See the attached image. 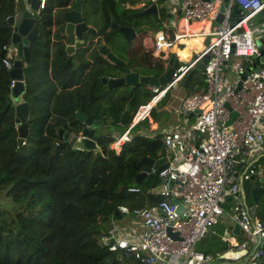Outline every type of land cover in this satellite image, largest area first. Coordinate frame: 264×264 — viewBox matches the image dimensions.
Here are the masks:
<instances>
[{
	"label": "trees",
	"instance_id": "trees-1",
	"mask_svg": "<svg viewBox=\"0 0 264 264\" xmlns=\"http://www.w3.org/2000/svg\"><path fill=\"white\" fill-rule=\"evenodd\" d=\"M88 2L102 9L105 29L111 13L119 25L136 28L139 16L133 12L139 8L122 5L116 11L112 0ZM64 3L61 0L45 2L48 16L53 7ZM15 11L14 0H0V50L10 44L12 26L6 18ZM61 12L56 9L58 17ZM120 39L118 48L127 56L125 64L129 68L152 75L164 70L160 57H148V48L138 53L121 33ZM103 41L107 46L113 44L106 32ZM35 48L34 42H30L23 76L24 99L29 112L37 114L26 119L27 131L21 142H17L13 105L6 100L11 78L3 64V55L0 56V200L5 202L2 205L0 201V264H132V256L109 250L100 237L109 233L106 225L111 217L122 214L118 205L131 208L158 200L157 194L149 192L159 183L156 175L140 182H135L133 177L142 168V155L157 158L165 154L161 132L150 131L145 116L130 127L128 139L117 151L109 147L110 133L99 134V149L94 151L74 149L58 129L79 132L82 123L76 119L75 110L88 115L96 107L103 123L107 119L118 127L119 116L128 104V118L121 132L137 105L147 101L153 92L149 88L152 92L149 97L136 102L137 88L129 91L126 84L107 87L100 81L101 74L119 68L116 64L107 67L103 60L89 64L78 56L77 61L64 65L47 54L38 59ZM45 51H48L47 45ZM119 56L125 58L120 53ZM132 58L136 59L133 65L129 64L133 63ZM138 65L142 67L136 69ZM144 68L149 71L142 72ZM167 92L168 89L159 100ZM153 105L149 110L152 118L155 117ZM128 186H138L139 190L129 191ZM246 195L245 192V199ZM248 202H252L250 196ZM115 210L118 212L114 214ZM222 245V237L212 229L202 251L214 254Z\"/></svg>",
	"mask_w": 264,
	"mask_h": 264
},
{
	"label": "built area",
	"instance_id": "built-area-1",
	"mask_svg": "<svg viewBox=\"0 0 264 264\" xmlns=\"http://www.w3.org/2000/svg\"><path fill=\"white\" fill-rule=\"evenodd\" d=\"M234 1L241 7L237 20L229 19L233 0H179L181 14L187 20H201L223 3L221 20L209 30L213 40L190 60H179L164 84L149 86L153 94L137 105L126 128L111 133L109 147L117 151L128 139L130 127L148 116L150 107L165 91L204 53L208 54L202 66V83L183 95L178 106L183 114L196 110L193 120L184 130L161 131L167 164L158 171L159 185L149 190L158 195V200L131 208L118 205L119 212L137 217L139 230L128 236L100 237L109 250L132 256V264H264V222L256 215L257 203L246 201L243 192V185L255 179V161L264 154V61L258 69L251 66L243 73L237 89L234 82L225 80L222 70L233 55L249 58L250 62L258 54L255 34L247 22L264 9V0ZM44 3L38 0L35 11ZM181 35L174 34L170 40L163 30L157 31L155 50H167ZM8 46L16 52L14 46ZM8 46H3L2 61L10 68ZM244 69L242 62L235 64L238 78ZM225 103L236 111L229 123ZM180 164L186 169H180ZM127 189L139 190L138 186ZM178 202L181 209H177ZM223 212L228 222L238 225V234L231 232L230 225L216 253L195 249V241L218 222Z\"/></svg>",
	"mask_w": 264,
	"mask_h": 264
},
{
	"label": "water",
	"instance_id": "water-1",
	"mask_svg": "<svg viewBox=\"0 0 264 264\" xmlns=\"http://www.w3.org/2000/svg\"><path fill=\"white\" fill-rule=\"evenodd\" d=\"M24 6V9L18 14L17 20H15L14 15L7 16L6 21L12 26V31L10 34V44L14 45L16 48L17 57L13 58L11 61V66L8 68V74L10 78H13L11 84H9V90L6 95L7 102H10L14 108V122L16 124L17 130V142H21L22 138L26 135L27 131V116L29 112L28 103L22 100V93L24 91V81L22 78V60L20 55L23 56V60L27 61L29 56V41L34 38L35 28L33 26L35 17V9L38 4V0H21ZM84 0H68L66 3L63 4V8L65 11L63 12L64 19L66 20V27L69 29H74L75 33L77 34V38L80 37V31L84 30H92L91 27H87L82 15H81V5L86 6L88 5ZM147 1V2H145ZM226 1V0H223ZM148 3V4H146ZM177 3V0H163L159 4H156L155 1L150 0H143L144 6L141 9H138L133 12L134 16L140 15H148V17H152V15L157 14L159 9H168L165 14V17L168 20L171 19V10L174 7V4ZM62 6V5H61ZM222 10H223V3H220L217 8V12L215 15V23H218L222 18ZM239 10L241 7L236 4L233 0L232 10L230 11L229 19L237 20L239 18ZM179 10L176 11V13ZM149 17V18H150ZM147 17H143L142 20H146ZM144 22V21H142ZM110 27L119 28L121 31L122 37L125 41H130L136 35L135 27L132 25H119L113 17H111L109 22ZM160 24V23H159ZM158 24V25H159ZM158 25H155L154 28H157ZM237 30H240L238 27ZM255 42L258 45V54L253 55L251 57V61L247 64V68H245L241 73L239 78L235 82V89H237L240 85V79L243 77V73L251 66L254 69H258L260 64L264 61V17L263 23L259 27V31L255 34ZM71 40H68V43ZM182 44H179L181 47ZM100 51L108 56V58L119 66L116 70L114 69V74L111 76H107L106 74H101L100 81H106L107 87H112L120 84H126L129 90L134 88H139L140 84H145L148 87L151 85H162L164 84L170 77L171 72L173 69L178 65L179 57L175 50L172 51H165L159 50L158 56L162 59H165L164 62V70L158 75H151L147 73H141L137 70H132L129 68L125 61L120 57L112 54L105 45L100 46ZM5 47L1 48L0 56L4 55ZM152 55V54H150ZM195 56V55H194ZM192 56V57H194ZM208 54L204 53L189 69L188 71L181 76L177 80V84H181L184 86L187 82L189 75L193 71H199L201 75L202 73V66L203 63L206 61ZM192 57L188 58L190 60ZM227 109L229 110V118L227 122H231L233 117L236 115V111L231 109L230 106L225 103ZM128 110L129 105L127 104L123 109L122 113L119 116V122L123 123L127 121L128 118ZM196 110L190 112V115H193ZM75 117L79 121H83L85 126L80 130L79 134H74L67 136V132L63 133V138L67 139V141L71 144V146L76 150H94L98 151L99 146L97 144V139L99 138V134H94V128L101 124V119L99 118L98 114V107H96L90 114L86 115L80 109L75 110ZM96 119H98L96 121ZM87 125L90 126L87 127ZM62 128L58 129V133H62ZM140 162L142 163V168L138 170L133 180L135 182H140L143 178H149L153 175H157L158 171L161 170L163 167L166 166L167 161L165 155L159 156L157 158L148 156L146 154L140 157ZM242 164V161L238 162L237 167ZM180 169H186L183 164L179 165ZM259 185L251 188V195L254 196L255 193L258 195L261 189L264 190V176L259 178ZM255 192V193H254ZM254 201L256 198H254ZM182 204L180 202L177 203V209H181ZM118 211L115 210L114 214ZM120 214L116 216L119 218ZM111 218H114L112 216ZM109 229L112 227V223H108L107 226ZM231 232L234 234H238L239 228L236 223H233L231 226ZM175 236V233H171Z\"/></svg>",
	"mask_w": 264,
	"mask_h": 264
},
{
	"label": "flooded vegetation",
	"instance_id": "flooded-vegetation-1",
	"mask_svg": "<svg viewBox=\"0 0 264 264\" xmlns=\"http://www.w3.org/2000/svg\"><path fill=\"white\" fill-rule=\"evenodd\" d=\"M61 1H65L66 3L68 0H61ZM84 1L88 5L83 6V7L81 5V8H82L81 15H82V18L86 26L91 27L92 30H87L85 28L84 30L80 31L79 38H77V34L75 33L74 29L68 30V28L66 27V20L64 19V16H63V12L65 11V8H63V5L53 7L50 17L48 16L47 7L45 9V7L43 6L39 8L37 11H35L34 13L35 20L33 23V26L35 28V33H34V38L30 40L29 43L34 42L38 59L40 58L42 59L43 56L47 54L48 57H52L53 59H55V61L61 62L65 65L69 61H72V60L77 61L78 56L80 57V59H82L83 62L89 63V64H92L94 62H100L101 60L104 61L103 57H105V59L108 58L106 54L100 51L99 46L105 45L103 41L105 32H106V35L111 36V40L114 45L117 46L118 44L119 28L109 26L111 17L114 18L113 13L110 14V18L107 22L108 24H106V29H105L104 23L102 22L101 17L97 18L98 19L97 24L93 25L85 20V16L87 15V13L91 11L93 12L95 11V14L99 15L101 14L102 9L98 8V12H97L96 8L88 2L89 0H84ZM84 1H82V3H84ZM112 1H113L112 3L113 7L115 6L117 8L119 4L116 3V0H112ZM154 1L156 2V4H159L163 0H154ZM45 2H50V0H45ZM57 8L62 11L59 17L56 14ZM166 12H167L166 9H159L157 14L152 15V17L149 16L150 18L148 17V15L139 16L138 23L135 25L137 29L135 28V30H136V33L141 32V31L144 32L145 34L144 37L147 38L146 39L147 41H145L146 43L150 41L149 37L151 35L155 36L156 31H154L155 29L154 26L158 25L159 23L160 24L158 25V27L164 24ZM143 17H147L146 20H142ZM68 40H71V41H69L68 43ZM46 45L48 47V51H45ZM110 52L116 55V53H113L112 51ZM148 55L150 56V54ZM20 58L22 60V78L24 81L23 67L27 63L28 60L24 61L22 55H20ZM151 58L155 59L156 57H151ZM112 64L114 65L113 62ZM103 74H106L107 76L113 75L114 68L108 70L106 73H103ZM102 83L106 84V81ZM143 85L145 87H148L145 84ZM116 88L115 89L117 91L118 87ZM139 88H140V85H139ZM129 91H132V89ZM24 92H25V83H24V91L21 97H22V100L27 102V100L24 99ZM99 118L101 119L100 116ZM97 120L98 119H96V121ZM80 122L82 123V126H81V129H82L85 126V124L83 123V121H80ZM102 123H103V120L101 119V124ZM87 127L90 128L89 125H87ZM96 129L97 127L94 128V132H93L94 134H98L96 132ZM64 132L68 133L67 136L74 135V133L69 132L68 130H65V129L62 131V135ZM79 132L75 134L78 135Z\"/></svg>",
	"mask_w": 264,
	"mask_h": 264
},
{
	"label": "rangeland",
	"instance_id": "rangeland-1",
	"mask_svg": "<svg viewBox=\"0 0 264 264\" xmlns=\"http://www.w3.org/2000/svg\"><path fill=\"white\" fill-rule=\"evenodd\" d=\"M17 2L18 1L14 0L15 5H16ZM145 2H147V1H145ZM120 7H122V5H120ZM97 12H98V10H97ZM263 15H264V9L260 10L259 12L255 13L254 15H252L250 17V19L248 20V22H247L248 23V26H249V28H250V30L252 31L253 34H256L259 31V27L261 26V22H262ZM99 17H101V14L96 15L95 14V11L94 12L91 11V12L87 13V15L85 16V20L87 22L93 24V25H96L97 22H98V19L97 18H99ZM165 23L166 24H169L170 23V21L166 17H165L164 24ZM161 28H162V26H159V27L155 28L154 31L157 32ZM136 29H137V27H136ZM173 29H175V28L173 27L172 29H170V31L167 33V36H166L170 40L172 39V37H171V35L169 33H171ZM120 33H121V31L119 30V39H120ZM149 38H150V41L148 43H146L145 41H143V44L138 43V41H135L134 38H132L130 41H126V42H128L131 47L138 49V53H140V51L142 49L148 48L147 49L148 50L147 51L148 54H152V55H150L148 57L149 58H151V57H157L158 56V52L155 50L154 45H153L154 44V38L155 37H154V35H151ZM189 39L190 38L187 35H183L179 40H174V42L176 44L178 42H181L182 45H186L188 43ZM100 46H102V45H100ZM100 46H99V48H100ZM105 46H107V45H105ZM108 46L107 47L109 48V50L112 51L113 53L119 52L122 56H125L124 60H125V62H128L127 56L125 54H123L122 51L119 49L120 48V43H118V46H116V45H114L112 43H108ZM175 48H177V49L180 50V47H175ZM7 54L10 55V58L11 59L17 57L16 52H14L11 49L10 46H8V48H7ZM190 54H191V52H190ZM158 57H160V56H158ZM103 59H104L105 64H106L107 67H109V66L112 65V62H111L110 59H108V58L105 59V57H103ZM132 59H133V63H130L129 62V64H131V65H133L135 63V60H136L135 58H132ZM162 61L165 62L164 59H162ZM180 61L181 62H184V61H186V59H184V60L183 59H180ZM236 63L232 61V56H231L230 59L228 60L227 64H226V66H222V70L225 73V80H227V77H228V75L231 74V71L232 70L235 71V64ZM242 63L244 64V61H242ZM140 67H142V65H138L135 68L138 69ZM148 71L149 70H147L146 68H144L142 70V72H148ZM199 82H201V76H200V74L197 73L196 71H193L189 75V77L187 79V82H186V84L184 86H182L181 84H177V82H176L172 87L169 88L167 94L161 100H159L157 103H155V105L153 106V115H156L155 117H156V119L159 122H161V125H163L164 127H167V126H169L171 124L175 126L176 123H177V121H179L178 123H180L181 120H182L181 115H180L179 112L172 111L171 110V107H168L166 105L165 106L163 105V102L167 99V97H168V100H170L169 99V95H170V98H172L173 103H174L175 99H173V97L176 94H178L179 92L182 93V96L188 94L190 91H192L195 88V85H197ZM104 85L106 86V84H104ZM127 90H129V89H127ZM146 90H148V93L146 92ZM151 93L152 92H151V90L148 87H145L143 84H140V88H137V90H135V98H137V101L136 102H143L144 100H146L149 97V95ZM31 109L32 110H36L32 106H31ZM36 114H37V112H35V111H33L32 113L29 112L28 113V117L31 116V115L32 116H35ZM176 119H177V121H176ZM190 120L191 121L193 120V116H190ZM124 125H125V122L120 123L118 125V127H115L116 125H112V123H110L106 119L104 121V123L99 124L97 126V132H98V134H109L110 133V135H111L112 131L119 132ZM164 153H166V151ZM259 160L260 159H258L257 161H255L257 170H256V175H255L254 178L256 180H258L259 177L264 176V165L262 163L258 162ZM156 176L158 178V182L160 183L161 182V177L158 176V175H156ZM159 183H158V185H159ZM246 194H247V190H246ZM246 197H247L246 199L248 201L249 200V194L246 195ZM0 201H1V204L2 205L5 204V202H3L2 200H0ZM256 203H257L256 215L264 222V190L263 189L260 190L259 195H258V198L256 200ZM224 214L225 213L223 212L219 216L218 222L215 223V224H213V225H211V226H209L208 227V230L195 241V243L193 245V247L195 249L203 250L202 249V246L204 245V241L207 239V235L210 234V231L212 229L217 230L218 234L222 237L223 242H224V237L223 236L227 233L226 232V229L228 227L230 228V225H231V223L228 222L227 219L224 217ZM134 220H137V217L136 216L131 215V214H126V213L122 214L120 218H112L111 219V222L113 223V227L111 229H108L109 230V233H107V234H112L113 236H121V235H124V232L126 230L127 224L130 225L131 222L134 221ZM107 226H108V224L106 225V227ZM103 229L106 230L105 227H103ZM240 237L241 236H238V238H240Z\"/></svg>",
	"mask_w": 264,
	"mask_h": 264
},
{
	"label": "crops",
	"instance_id": "crops-1",
	"mask_svg": "<svg viewBox=\"0 0 264 264\" xmlns=\"http://www.w3.org/2000/svg\"><path fill=\"white\" fill-rule=\"evenodd\" d=\"M17 1L18 2L15 5L16 11L13 14L15 16V20H17L18 14H20L21 11L24 9L22 1L21 0H17ZM222 2H225V1L222 0ZM116 3L119 4L117 8L115 6L113 7V9L116 10V11H118V9H120V5H123L124 7L141 9L144 6H146V4H148V3H146L144 5L143 4V0H135V2H133V3H130V1H128V0H126V1L116 0ZM94 7L96 8V10H98V8L96 6H94ZM217 8H218V6H217ZM217 8H215L213 10V12H211V14L209 16H207V17H205V18H203L201 20H187V19H185L182 16L181 10H180V3H179V0H177V3L174 4V7L171 10L172 15H171V19L169 20L170 21V23H169L170 25L165 23L164 25H162V28L160 30H163L165 36H167V33L170 31V29H172L174 27L175 29H173L172 32H171V35H172L171 37L172 38H173L174 34H182L177 40H179L183 35H187L190 39H189V41H188V43L186 45H181V47L179 46V44H182L181 42H178L177 44L174 42L165 51L169 52V51H172V49H173L177 53V50H176L175 47H180V49H181V48L186 46L185 51L187 53H189V54L191 52L192 56H194L197 53H199L206 46V44L210 41V37L209 36H211V35H210L209 30L214 25L217 24V23H215V15H216V12H217ZM166 10L168 11V9H166ZM177 10H179V12L176 13ZM240 11L241 10H239V12ZM263 17H264V15H263ZM262 23H263V20H262L261 24ZM144 36H145V34H144L143 31L137 32L136 35L134 36V39H135V41H138V43L143 44V41H147L146 40L147 38H145ZM207 38H209V41L207 40ZM10 45H12V44H10ZM116 56L120 57L118 52H116ZM192 56H190V57H192ZM180 58H182L183 60L184 59L188 60L189 56H187V57L186 56H180ZM121 59L124 60V58H121ZM241 60L244 61V66H245V68H247V64H249V58H244V57L241 58V57L234 56V55L232 56V61L235 62V63L236 62L237 63L238 62H242ZM164 61H165V59H164ZM196 72L199 73L200 76H201V82H199L197 84V85H199L203 81V76L201 75V73L199 71H196ZM237 79H238L237 73L234 70H232L231 74L228 75L227 80L229 82H234L235 83ZM181 98H182V93L179 92L178 94H176L173 97V99H175L174 103H173L172 98H170V95H169V99L170 100H168V97H167V99L163 102L164 106L166 105L168 107H171L172 111H176V112L180 113L181 118H182L181 122L178 123L179 121H177V119H176L177 123H176L175 126L171 124V125H169L167 127H164L163 125H161V122H159L156 119V117L152 118L150 115H148L147 119H148L149 130H152L153 132L154 131L161 132L164 129H167V128L174 129L175 127L178 128V129L184 130L186 128V126L188 125V123L191 122L190 116H193V115L183 114L182 112L179 111L178 106H179ZM259 159L260 160L258 162L262 163L264 161V154H262ZM261 177H263V176H261ZM259 183H260L259 179L258 180L254 179L253 182L245 183V189H244L245 191H243L244 195H245V192L247 190V194H249L250 198L252 199V202L254 201L253 197L256 198V200H257L259 193L257 195L254 192L255 195L252 196L251 195V188L259 185ZM156 187H154V188H156ZM256 200L254 202H256ZM246 201H247V199H246ZM122 214H124V213H122ZM122 214H120V217H121ZM231 226H232V223H231ZM112 227H113V223H112ZM139 227H140V222H139L138 219L132 221L130 225L127 224L126 230L124 232V236H128L130 233H137V231L139 230Z\"/></svg>",
	"mask_w": 264,
	"mask_h": 264
},
{
	"label": "bare ground",
	"instance_id": "bare-ground-1",
	"mask_svg": "<svg viewBox=\"0 0 264 264\" xmlns=\"http://www.w3.org/2000/svg\"><path fill=\"white\" fill-rule=\"evenodd\" d=\"M209 37H210V41L213 40V37H212V36H209ZM207 40L209 41V38H207ZM185 49H186V46L183 47V48H181L180 50L176 48V50H177V54H178L179 56H186V57L189 56V58H190V56H192V54L187 53V52L185 51Z\"/></svg>",
	"mask_w": 264,
	"mask_h": 264
}]
</instances>
